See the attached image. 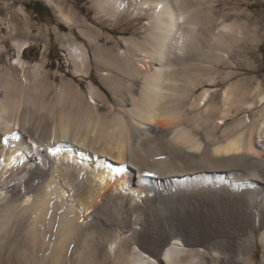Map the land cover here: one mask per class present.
I'll use <instances>...</instances> for the list:
<instances>
[{
    "label": "bare ground",
    "instance_id": "bare-ground-1",
    "mask_svg": "<svg viewBox=\"0 0 264 264\" xmlns=\"http://www.w3.org/2000/svg\"><path fill=\"white\" fill-rule=\"evenodd\" d=\"M45 1L68 26L53 31L65 71L24 58L49 34L0 30V264L13 249L25 264H255L257 233L264 264V82L234 78L261 40L251 13L89 0V20ZM122 21L131 35L104 32ZM134 240L162 242L156 256Z\"/></svg>",
    "mask_w": 264,
    "mask_h": 264
},
{
    "label": "rangeland",
    "instance_id": "rangeland-1",
    "mask_svg": "<svg viewBox=\"0 0 264 264\" xmlns=\"http://www.w3.org/2000/svg\"><path fill=\"white\" fill-rule=\"evenodd\" d=\"M54 2L61 6L65 12L71 11L77 16H85L89 20H93L94 9L90 4L89 0H54ZM221 5H224L223 3ZM226 8H239L246 10L251 13L252 20L249 22H256L258 24L257 33L260 35L261 40L257 45V52L250 53L251 60L247 62L251 66L239 65L237 74L234 78H249L251 81L254 79H259L264 82V0H230L224 5ZM21 8V9H20ZM70 9V10H69ZM23 11V12H22ZM144 21V18H141ZM14 23L17 26L18 31H23L26 26V22L31 26L33 33H39L40 36H45L49 34V41L43 44L41 41H33L31 45L28 44L24 48V58L29 64H33L36 61L42 60V56L51 65V68L60 67V70L65 71L67 69V60L60 48L59 44L54 39V28L57 25L59 31L67 32L68 26L60 19L58 11L54 4H50L45 0H0V30L5 32L8 24ZM62 24V25H61ZM250 26V24H249ZM134 25L128 23L127 21H122L118 26L114 28L104 27V32L106 34H112L115 38L119 35L128 36L132 34V29ZM111 29V31H110ZM115 29V30H114ZM110 31V32H109ZM112 31H114L112 33ZM110 41L109 43H112ZM14 51V49H13ZM11 62L12 59H11ZM95 74V72H93ZM253 79V80H252ZM85 87V84H84ZM190 229V230H189ZM188 227V233L191 237L196 238L198 236H204L209 238L210 236L205 233L206 231H198ZM259 234L257 233V247L253 251V261L255 264H263V247L259 241ZM139 241V244L146 249L151 254L158 253L160 243L162 240H134ZM205 245H218L219 251L221 253V243L222 240H196ZM214 243V244H213ZM225 244V250L230 255L234 256V250L236 248V240H223ZM224 246V245H223ZM19 255H25L24 247L21 246ZM207 249V248H206ZM228 249V250H227ZM232 249V250H231ZM211 253V249H207ZM16 251V249H15ZM233 251V252H232ZM24 253V254H23ZM11 257L9 260L10 264H25L21 258H14L16 252L11 251ZM26 256V255H25ZM24 257V256H23ZM160 264H166L163 258L157 256ZM4 260V259H3ZM7 259L3 261L5 264ZM25 261V260H24ZM206 264H235L232 260H226L225 258H219V260H212L210 257L205 258ZM107 264H114L109 261Z\"/></svg>",
    "mask_w": 264,
    "mask_h": 264
},
{
    "label": "snow or ice",
    "instance_id": "snow-or-ice-1",
    "mask_svg": "<svg viewBox=\"0 0 264 264\" xmlns=\"http://www.w3.org/2000/svg\"><path fill=\"white\" fill-rule=\"evenodd\" d=\"M5 142H6V140H5Z\"/></svg>",
    "mask_w": 264,
    "mask_h": 264
}]
</instances>
